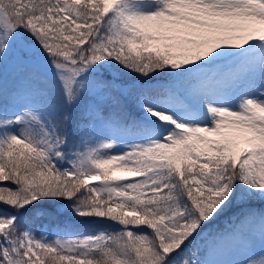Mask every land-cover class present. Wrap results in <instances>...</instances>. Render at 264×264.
I'll return each mask as SVG.
<instances>
[{"label": "snow or ice", "instance_id": "obj_1", "mask_svg": "<svg viewBox=\"0 0 264 264\" xmlns=\"http://www.w3.org/2000/svg\"><path fill=\"white\" fill-rule=\"evenodd\" d=\"M0 264H264V0H0Z\"/></svg>", "mask_w": 264, "mask_h": 264}, {"label": "rangeland", "instance_id": "obj_2", "mask_svg": "<svg viewBox=\"0 0 264 264\" xmlns=\"http://www.w3.org/2000/svg\"><path fill=\"white\" fill-rule=\"evenodd\" d=\"M131 111V110H130ZM5 184H8L7 182H3ZM11 187H14V185H11ZM222 226V225H221ZM54 231V228L52 229ZM97 229H93L92 231H86V230H83L81 232H87V233H94ZM37 235H39V232L36 233ZM48 233H45V235H47Z\"/></svg>", "mask_w": 264, "mask_h": 264}, {"label": "trees", "instance_id": "obj_3", "mask_svg": "<svg viewBox=\"0 0 264 264\" xmlns=\"http://www.w3.org/2000/svg\"><path fill=\"white\" fill-rule=\"evenodd\" d=\"M7 183L9 184V186H11L9 182H7Z\"/></svg>", "mask_w": 264, "mask_h": 264}]
</instances>
